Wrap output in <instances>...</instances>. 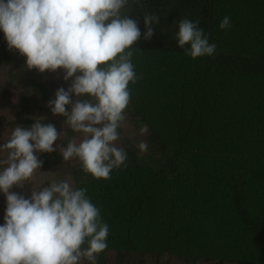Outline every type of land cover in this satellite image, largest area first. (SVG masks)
Wrapping results in <instances>:
<instances>
[{"label": "trees", "instance_id": "trees-1", "mask_svg": "<svg viewBox=\"0 0 264 264\" xmlns=\"http://www.w3.org/2000/svg\"><path fill=\"white\" fill-rule=\"evenodd\" d=\"M121 12L141 31L130 49L137 80L116 141L126 166L96 179L78 158L35 153L43 165L32 183L41 189L68 180L87 189L109 225L97 264H264V0H128ZM146 13L159 17L150 40ZM226 15L231 27L221 30ZM183 18L200 21L217 45L212 56L193 59L178 46ZM0 72V145L15 127L35 123L32 116L64 132L54 147L79 143L83 133L48 107L71 84L63 69H27L0 30ZM31 188L12 191L27 198ZM6 207L0 192V225Z\"/></svg>", "mask_w": 264, "mask_h": 264}, {"label": "clouds", "instance_id": "clouds-1", "mask_svg": "<svg viewBox=\"0 0 264 264\" xmlns=\"http://www.w3.org/2000/svg\"><path fill=\"white\" fill-rule=\"evenodd\" d=\"M127 5L128 0H0V30L9 49L26 57L29 70L63 69V79H71L48 107L66 118L67 128L83 133L79 143L72 139L67 147H54L64 132L43 124L46 116H32L35 123L15 127L0 145V153H6L0 158V192L7 202L0 225V264H97L107 248L109 225L86 188L52 180L37 189L32 181L43 165L35 153L58 150L64 161L78 158L83 172L96 179H108L113 169L126 166L127 152L116 141L131 101L129 84L137 80L130 49L141 38L138 22L121 12ZM143 19V38L150 40L159 17L146 13ZM230 20L224 16L220 29L230 28ZM199 24L198 19L183 18L175 34L178 46L193 59L212 56L217 48ZM138 147L147 151L143 141ZM25 183L32 185L30 197L12 191Z\"/></svg>", "mask_w": 264, "mask_h": 264}, {"label": "rangeland", "instance_id": "rangeland-1", "mask_svg": "<svg viewBox=\"0 0 264 264\" xmlns=\"http://www.w3.org/2000/svg\"><path fill=\"white\" fill-rule=\"evenodd\" d=\"M1 73V72H0ZM9 91H11V89L9 90ZM11 93V92H10ZM147 104V106H150V107H154V102L151 100V101H149L148 103H146Z\"/></svg>", "mask_w": 264, "mask_h": 264}]
</instances>
